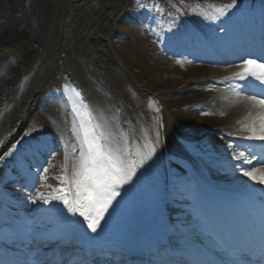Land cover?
<instances>
[{"label": "bare ground", "instance_id": "obj_1", "mask_svg": "<svg viewBox=\"0 0 264 264\" xmlns=\"http://www.w3.org/2000/svg\"><path fill=\"white\" fill-rule=\"evenodd\" d=\"M100 4L101 0H5V2L0 0V22H2L0 23V34H3L0 38V65L9 64L6 73L0 75V149L11 139L12 135L10 133L13 134L26 121L29 109L28 100L39 99L42 95L46 97V92H57L61 83L67 80H69V83L74 82L79 86L85 99L89 102V106L96 117V122L104 125L108 131L112 132L117 141L121 143L126 141L127 148L133 157L136 156L137 152L146 153L148 148L145 145L155 148L151 158L135 170L132 180L119 189L120 195L116 197L114 203L117 216L122 222L119 227V236L130 258L137 260L136 253L141 251L143 238L151 229H159L163 232H167V229L169 231H172V229L184 230L189 235H197L200 228L203 230L204 224L203 226L200 225V218H196V222L193 219L190 220L191 218L189 219L195 211L186 206L187 196L181 189L171 194L181 202L177 204L179 209L174 211L170 208V200L167 198L168 190L158 178L162 173L161 160H159L154 133L144 117L142 101L136 91L134 81L128 76L126 82V79L120 75L121 71L122 74L126 73L122 61L115 57L111 44L109 42L101 43L104 36L101 29L104 26L103 17L98 20H93L91 17L92 13H99ZM10 10L16 17L12 19V23L5 24L2 15L7 14L4 11ZM80 14L85 17V20L81 22L82 29H78V52L81 50L79 67L72 62L71 50L67 48V36L73 32V29L76 31L73 24ZM251 14L252 16L249 19L254 18L256 15L259 19L264 20V9H258ZM235 17L236 21L242 19V15L239 13ZM259 19L255 21H260ZM244 21H246L249 28H252V22L247 19ZM16 26L19 30L18 33H21V35L16 38L13 35H7ZM52 33L54 36L56 35L57 39L47 45ZM252 44L256 45V42ZM244 47L242 45L237 48L244 50L246 48ZM45 48H47L46 52ZM43 52L44 55L39 56ZM11 61H14V63H10ZM207 67L192 66L190 64L186 67V85L189 87L183 88L184 96H182V100H186L189 106L199 94L192 92L186 95L187 90L190 92L191 89H194L193 86H196L197 90L207 77L220 75V73L229 72L230 70V68L224 69V71L219 70V68L213 70V68L208 69ZM31 71L34 72L33 77L30 79L27 88L20 93L18 89L14 88V85L19 86L18 81L21 76ZM165 82L167 86H171L175 79L170 77L165 79ZM126 83L127 89L132 92H130V98H128L127 91L129 90L126 89ZM227 94L229 92H224L223 95ZM58 102L61 104L59 106H62L63 128H65L70 138L67 146L70 149L73 165L79 156L77 130L71 115L66 111L65 101L62 99ZM224 102H215L212 106L213 112L224 113L222 117L207 119L211 121L210 126L212 128L240 127L244 130L253 123L259 129L261 114L256 111L257 107L254 103L231 99ZM202 104L210 108L212 105L209 103ZM191 115L189 113V116ZM171 129V122L166 120L168 139L171 137ZM213 137L211 135V138ZM214 149L216 151V153H213L214 157L222 159L219 164V174L225 184L229 187L240 188L264 187V184L262 185L247 176H234V173L237 172V165L240 163L229 161L231 160L232 151H229L223 145H216ZM61 156H63V153H61ZM20 160V157L17 156L15 162H20ZM171 160L174 162L173 158ZM21 166H23L22 163ZM243 167L249 170V166L245 165ZM31 170L37 172L36 168ZM254 172L257 176L264 175V167ZM197 174L200 181L204 182L205 177L202 172L198 170ZM235 178L240 179L234 180ZM11 181L13 179L6 166L2 170L0 181V192L3 195L7 193V196L3 197L5 201H9L11 195L17 197L16 194L22 191L16 188L17 185L12 186ZM41 187L45 188L46 186L42 184ZM186 188L183 187V189ZM41 190L33 191L35 197L38 193H42L46 198L47 195H44L46 192L43 193ZM22 193L25 194L24 191ZM24 196L27 195L25 194L22 197L24 198ZM21 201L24 202V199H21ZM41 205L37 201L25 202L23 207L25 210L19 215L23 220L22 222L24 224L30 222L45 223L44 215L35 214ZM203 219L205 220V218ZM191 223H196V225L199 223L198 227L200 228L193 229L188 225ZM46 224L48 223L46 222ZM0 227L5 229V231L1 230V238H8L5 223L0 222ZM51 229L54 236L67 238L72 243L71 246H74V251H78V248L81 251L88 248L87 233L88 231L92 233V231L88 228V222L78 212L70 211L69 208L64 210L55 224H52ZM186 247L188 245L185 240H178L175 244L176 250L171 249L168 251L171 254L169 258L172 259L173 264L181 262L182 258L179 256L181 253L178 251Z\"/></svg>", "mask_w": 264, "mask_h": 264}, {"label": "rangeland", "instance_id": "obj_2", "mask_svg": "<svg viewBox=\"0 0 264 264\" xmlns=\"http://www.w3.org/2000/svg\"><path fill=\"white\" fill-rule=\"evenodd\" d=\"M1 2H5V0H1ZM126 2L127 0H101L99 13H92L91 17L93 20H98L103 17L104 26H102L101 29L103 30V40L105 41L102 40L101 43L105 44L109 42L111 44L115 55L120 58L123 63L125 73L132 75L134 80H136V89L141 96L140 98H142V96L143 98L148 97L149 93L153 94L150 98L148 108L146 107L143 110L148 117V123L150 127H152L154 133L157 150L162 163L161 170L166 182L168 170L172 168L174 162L170 160L167 161V164H164L163 157L169 156V154L180 156V154L179 152H173L167 149L165 122L163 118L159 117V115L162 114L161 109L163 106H159V104H161V100L165 101L164 108L170 109L171 116L175 120L172 132L175 133L181 142L188 144L187 147H190V144H192L189 143L190 140L198 137L203 138L210 130L209 127L204 126L205 124H211V121L207 120L209 117L207 118V115L203 114L201 110L195 111L198 106L196 104L206 101L207 96H203V90H198L197 93L199 95L194 98L195 103H191L189 109L186 100H182V96H184V93H182L184 91L183 88L189 87L186 85L184 68L180 62H177L178 59L170 57L163 51L161 42L159 41L167 37V33L173 31L177 23L170 21L167 22L165 26L159 23V25H156V27L151 30L149 27L141 25V22H143L142 17L133 16L130 18L129 15L122 16ZM4 12L7 14L2 15L3 22H5V24H9V22L12 23V19L16 17L12 10ZM84 20L85 17L80 14L77 17V21L73 24L76 31L73 29V32L67 36V48L71 50L72 62L75 66L79 67L81 59L79 54L81 50L78 52L77 38L80 28L82 29L81 22ZM17 29V26L12 28V31H9L7 35H13L14 38L18 37L21 33H18L19 30ZM1 36H3V34H0V38ZM56 39V35L54 36L52 33L51 39L47 41V45H49L50 42L53 43ZM146 43L149 45H146ZM46 50L47 48H45V52ZM158 53L161 55L159 59H157ZM42 55H44V52L39 56ZM33 73L34 72H31L24 77L21 76L20 88H18L20 93L27 88ZM120 75L124 77V79L127 78L125 74H122V71ZM170 77L174 78L175 82L171 86H167L165 79ZM126 85L127 84H125V86ZM177 89L181 90L176 91ZM127 92L128 98H130L131 93L130 91ZM172 92L181 93L172 95ZM188 94L189 92L186 95ZM152 97L156 101H154ZM60 98V88L58 87L57 92L52 94L47 92L46 97L42 95L37 102L36 99H32V104L29 107L30 116L27 122L28 125L25 127V133L18 138L11 147L3 151L0 156V161L3 159L9 161L12 159L16 149H25V145L28 143L31 136L39 139L40 133L53 132L58 139H63L66 133H64L63 119L61 117L62 106H59L60 103L58 102ZM197 101L198 103H196ZM163 113L165 115V112ZM189 113L192 115L189 116ZM196 114H198V117L196 116L195 118ZM176 128H179V130L177 131ZM204 129L206 130L203 131ZM71 162L72 157L69 152L65 153L63 158L57 155L53 156L51 163L47 165L45 169H48L47 172L54 175L52 178L55 179H53V182L49 179L44 180L49 184H54V189L63 187L62 191L58 190V194L59 196H64L67 193L69 199H71V193L68 191V186H61L57 178L62 176V170L65 168H67L68 174H71ZM166 185H168L167 182ZM63 206L66 207L65 204H63Z\"/></svg>", "mask_w": 264, "mask_h": 264}, {"label": "snow or ice", "instance_id": "obj_3", "mask_svg": "<svg viewBox=\"0 0 264 264\" xmlns=\"http://www.w3.org/2000/svg\"><path fill=\"white\" fill-rule=\"evenodd\" d=\"M8 68V63L0 65V75H4ZM234 75L241 79L252 76L264 82V63L252 59L245 60L243 71ZM65 94L71 105V111L78 121L76 135L79 156L72 165L71 174L69 175L65 168L62 170V176L57 178L61 186H68L72 198L69 199L66 193L64 196L53 197V199H61L70 211L78 212L88 222V228L96 232L104 214L120 195L119 189L132 180L135 170L151 158L155 148L145 145L148 151L146 153L137 152L133 157L127 148L126 141L123 143L117 141L112 132L96 122L90 106L85 102L80 91L66 85ZM249 99L264 108V99L256 97H249ZM259 120L261 121L259 129L255 124L249 126L247 130L251 132V135L244 139L264 141V115H261ZM232 147L229 145L230 149ZM232 158L240 162L237 168L242 175L264 184V175L257 176L254 171L241 166L243 164L252 165L254 161L264 163V155L257 157L248 146H245L244 151H233ZM47 171L48 169H44L45 173ZM45 179L48 177L45 176ZM59 190L62 191L63 187ZM36 199L48 202L42 193H38L33 198V202Z\"/></svg>", "mask_w": 264, "mask_h": 264}]
</instances>
